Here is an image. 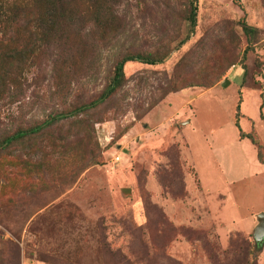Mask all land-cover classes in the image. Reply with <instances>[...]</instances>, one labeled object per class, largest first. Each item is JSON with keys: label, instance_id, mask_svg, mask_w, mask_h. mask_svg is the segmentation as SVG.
Returning a JSON list of instances; mask_svg holds the SVG:
<instances>
[{"label": "rangeland", "instance_id": "obj_1", "mask_svg": "<svg viewBox=\"0 0 264 264\" xmlns=\"http://www.w3.org/2000/svg\"><path fill=\"white\" fill-rule=\"evenodd\" d=\"M191 2L117 0L113 39L97 46L89 27L74 30L71 47L52 44L25 66L21 89L0 103V143L93 101L122 55L164 59L126 64L127 83L108 102L0 145V264H212L230 241H247L264 264V245L257 249L253 238L264 213V163L236 125L258 139L264 160V0H194L193 32L185 20ZM243 22L258 29L250 40ZM19 44L32 47L26 34ZM6 47L15 44L0 51ZM208 80L215 86L186 88L140 116L169 88ZM239 167H246L242 177L233 171ZM191 181L203 187L212 214ZM238 214L251 221L245 233ZM209 222H220L222 235L239 230L222 241ZM231 257L233 264L250 259L244 247Z\"/></svg>", "mask_w": 264, "mask_h": 264}, {"label": "trees", "instance_id": "obj_2", "mask_svg": "<svg viewBox=\"0 0 264 264\" xmlns=\"http://www.w3.org/2000/svg\"><path fill=\"white\" fill-rule=\"evenodd\" d=\"M116 5L117 0H0V44L4 46L12 43L15 44V47H6V49L0 51V103L13 89H21L22 83L20 82V78L25 66L30 61L34 63L36 58L46 53L47 47H50L52 44H54L52 47L62 45L64 47H71L72 44L68 41L71 39L70 34L74 30L77 34H81L83 29L87 30L89 27L87 37L88 41H92L93 43H99L100 41L101 44L102 40L113 39L119 30L116 23L118 21L115 9ZM196 11L197 4H194V0H192L190 9L186 11L185 15V20L190 23L191 32L194 31L197 22ZM89 23L92 26H89ZM85 24L86 26L82 27ZM242 28L249 40L258 33L257 28L250 26L246 22L242 23ZM13 34L17 35L16 39L10 36ZM25 34L27 35V42L32 43L31 48L27 46L19 47V37ZM6 38L9 41L3 42ZM250 49L248 47L246 51ZM163 61V57H158L153 53L128 52L122 55L116 60L113 73L109 77L103 91L93 101L76 106L70 110L58 112L40 123L22 126L16 131L4 135L0 145L7 148L14 144L28 141L44 133L46 129L62 120L86 113L100 106V104L108 102L127 83L126 64L140 62L148 65H157ZM196 86L209 89L215 86V83L213 80H208L202 84L185 81L181 85L171 87L159 99L150 103L147 108H143L140 116L149 113L169 93L179 92ZM261 107L263 108V103ZM261 114L262 118H264L263 111ZM236 125L240 129L241 137L249 138L259 148L258 158L260 162L264 163L261 156L262 146L258 139L250 132L246 133L242 131L238 120ZM190 235L193 236L194 232H190ZM241 243H245L246 246H239ZM241 247H244L248 251V256L250 257L248 261L246 260L245 264H250L249 262L251 264H258L255 257L251 256L253 251L251 245L247 244V241H230L229 247L226 250H219V252L216 250V254L210 256L212 264L215 262L222 264V262L225 263L227 261H229L228 264H233L232 257L229 258V256L236 254Z\"/></svg>", "mask_w": 264, "mask_h": 264}, {"label": "crops", "instance_id": "obj_3", "mask_svg": "<svg viewBox=\"0 0 264 264\" xmlns=\"http://www.w3.org/2000/svg\"><path fill=\"white\" fill-rule=\"evenodd\" d=\"M184 90H186V89H184ZM181 91H183V90H181ZM180 92V91H179ZM174 93H178V92H174ZM174 93H171V94H169L168 96H167V98L165 99V102H169L170 101V98H171V96L174 94ZM159 106H161V105H159ZM159 106H157V107H155V109L156 108H158ZM176 124H178L179 122L178 121H176L175 122ZM243 139H245V138H241V140H243ZM260 162V161H259ZM225 163H227V172L229 173V172H231L232 171V169H234L235 168V166H233V163H232V161H230L229 159H227V158H225ZM261 163V162H260ZM225 170H226V168H225ZM225 170H224V172H225ZM234 172H235V174H238V176H240V177H242V176H244L245 174H242V173H245V171H246V167H239V170L237 171L236 169L235 170H233ZM242 171H244V172H242ZM195 173L197 174V172H196V170H195ZM232 173V172H231ZM190 175V174H189ZM227 175V174H226ZM191 176V175H190ZM187 178V177H186ZM193 178V180H195L194 179V177H192ZM187 180H188V178H187ZM191 185H192V190H193V192H195V190H197V193L195 194L196 196H198V199H199V204H202V205H207V211H206V213H207V215H210V214H212V210H211V200L210 199H208V197L206 196V194H205V192H203L202 191V186H201V189H198L197 188V186H196V188H194L195 187V185H196V182L194 181V182H192L191 181V183H190ZM195 184V185H194ZM194 186V187H193ZM175 203V202H174ZM177 204V203H176ZM173 206H175V204L174 205H171V207H173ZM235 210H237V207L235 208ZM170 213L172 214L173 212H172V208H171V210H170ZM206 215V214H205ZM204 215V216H205ZM239 215V214H238ZM240 216V215H239ZM241 217V216H240ZM204 218V217H203ZM232 219H233V217H232ZM234 220V219H233ZM196 222H201L200 220H195ZM211 221H213V220H211ZM237 221V220H236ZM241 222H244V218L243 217H241V220H240ZM203 222V221H202ZM207 222H208V220H207ZM234 222V221H233ZM250 220H248V221H246V222H244L245 224L243 225V228H241L242 230H239V229H235V230H239L240 232H243V233H245V231H247L246 229L248 228L247 226H249V224H250ZM204 223V222H203ZM219 223L220 222H217V223H214V222H209V225L211 226V228L212 229H214V231L218 234V236L220 235L221 236V240L222 241H226L227 240V238H228V234H230V232H232V231H235V230H231L229 233H226V234H224V235H222V230L224 229V226L222 227V225H219ZM235 223V222H234ZM230 225V224H229ZM218 231V232H217Z\"/></svg>", "mask_w": 264, "mask_h": 264}, {"label": "water", "instance_id": "obj_4", "mask_svg": "<svg viewBox=\"0 0 264 264\" xmlns=\"http://www.w3.org/2000/svg\"><path fill=\"white\" fill-rule=\"evenodd\" d=\"M229 84V81L226 80L223 83V86H226ZM131 189L129 188H123L122 191L125 193L130 192ZM258 218V225L256 226L253 237L256 243L257 249L262 247L264 245V213L259 214Z\"/></svg>", "mask_w": 264, "mask_h": 264}, {"label": "built area", "instance_id": "obj_5", "mask_svg": "<svg viewBox=\"0 0 264 264\" xmlns=\"http://www.w3.org/2000/svg\"><path fill=\"white\" fill-rule=\"evenodd\" d=\"M116 160H119V157H117Z\"/></svg>", "mask_w": 264, "mask_h": 264}]
</instances>
